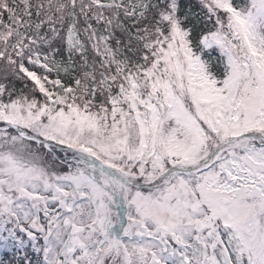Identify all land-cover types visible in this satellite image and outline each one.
<instances>
[{
  "label": "snow or ice",
  "instance_id": "6c2138e0",
  "mask_svg": "<svg viewBox=\"0 0 264 264\" xmlns=\"http://www.w3.org/2000/svg\"><path fill=\"white\" fill-rule=\"evenodd\" d=\"M0 264H264V0H0Z\"/></svg>",
  "mask_w": 264,
  "mask_h": 264
}]
</instances>
